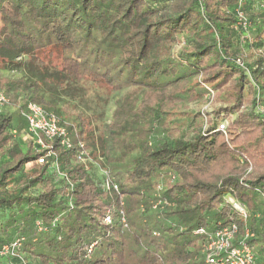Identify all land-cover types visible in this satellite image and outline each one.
Here are the masks:
<instances>
[{"label":"trees","instance_id":"1","mask_svg":"<svg viewBox=\"0 0 264 264\" xmlns=\"http://www.w3.org/2000/svg\"><path fill=\"white\" fill-rule=\"evenodd\" d=\"M262 4L0 0V90L9 98L0 114V252L23 238L0 264H207L195 230L230 223L236 240L248 232L264 264ZM237 8L246 32L235 28ZM83 83L112 96L110 113L68 123L58 103L84 98ZM205 101L211 110L191 108ZM30 102L58 117L70 149L22 139ZM79 143L89 154L97 147L117 191L76 160Z\"/></svg>","mask_w":264,"mask_h":264},{"label":"built area","instance_id":"2","mask_svg":"<svg viewBox=\"0 0 264 264\" xmlns=\"http://www.w3.org/2000/svg\"><path fill=\"white\" fill-rule=\"evenodd\" d=\"M264 7V4L261 5ZM236 23L235 28L242 32H246L250 23L247 20L246 15L242 10L237 8L235 10ZM249 42H252L251 38L247 37ZM236 64L243 67V62L239 58L236 60ZM212 94V91H210ZM9 105V98L0 90V114ZM260 112L264 116V108L260 107ZM22 116L27 121V136L29 139H34L36 145L42 149H47L46 144L49 142L57 141V143L65 148L70 149L72 147L69 132L65 126L61 124L58 117L52 112H46L41 106L35 103H28L26 110L22 112ZM219 130L224 131V125H219ZM15 134V132H13ZM79 151L76 155V160L81 163L90 161L89 153L85 149L83 143L78 145ZM51 154V151L48 152ZM45 162V157H41L38 160L39 164ZM30 164L27 165V168ZM104 171V170H102ZM106 175V171H104ZM102 188L105 191L110 189L118 190L117 185L110 179L109 175L106 176L102 182ZM232 207L243 217H245V211L243 207L233 200H230ZM111 222V216L107 213L104 217V223L109 224ZM40 229V227H39ZM237 226L234 223H230L225 226H220L213 232H207L205 228L199 227L195 230L196 235H202L204 237L202 245V253L204 255L205 262L207 264H258L256 257L246 242V238L249 236L246 231L245 235L236 240ZM23 238H17L10 246H4L0 254L14 255L15 249L21 246Z\"/></svg>","mask_w":264,"mask_h":264},{"label":"rangeland","instance_id":"3","mask_svg":"<svg viewBox=\"0 0 264 264\" xmlns=\"http://www.w3.org/2000/svg\"><path fill=\"white\" fill-rule=\"evenodd\" d=\"M20 71H14L11 72L10 76H17L20 75ZM84 88V98L80 97L78 92L71 93L69 96L63 95L60 99V102L58 103L59 110H61V116L63 119H65L68 123L72 122L71 120L75 118L78 114H83L86 116H90L91 118H96L93 114L95 112H99L100 110H105L106 117L110 113V108L112 106V96L107 94L105 90L103 89H97L95 86H91L87 83L80 84ZM124 92V91H123ZM121 92V94H123ZM191 108L195 110H207L212 109V104L205 101L202 105L193 104L191 105ZM103 121V120H102ZM106 120L104 119L103 123L94 121L95 124V137H99L101 133L103 132V125L105 124ZM23 140H28L27 134H23L21 136ZM90 163L88 164V168L91 170L92 168L96 169L97 176H96V182H100L101 178L102 181L106 178L107 175H109L110 179L114 182H116L117 177L114 174H109L108 171L105 168H102L106 171V175L104 171L99 170V167L101 165L100 162V156L98 155V149L97 147L94 148V151L90 152L89 154ZM36 264V263H32Z\"/></svg>","mask_w":264,"mask_h":264}]
</instances>
